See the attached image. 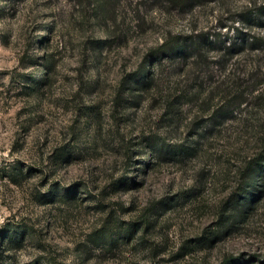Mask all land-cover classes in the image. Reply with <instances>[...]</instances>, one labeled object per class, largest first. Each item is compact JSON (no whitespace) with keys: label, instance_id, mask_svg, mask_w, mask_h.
Masks as SVG:
<instances>
[{"label":"rangeland","instance_id":"rangeland-1","mask_svg":"<svg viewBox=\"0 0 264 264\" xmlns=\"http://www.w3.org/2000/svg\"><path fill=\"white\" fill-rule=\"evenodd\" d=\"M263 4L0 0V264H264Z\"/></svg>","mask_w":264,"mask_h":264},{"label":"trees","instance_id":"trees-1","mask_svg":"<svg viewBox=\"0 0 264 264\" xmlns=\"http://www.w3.org/2000/svg\"><path fill=\"white\" fill-rule=\"evenodd\" d=\"M261 8H264V4L261 6ZM255 39L254 37H252ZM236 46L235 42L231 43L232 48ZM190 47L189 49H187ZM192 50V51H191ZM182 52L184 57L186 58L185 60H188L189 57L194 56L193 60L196 64L198 63H203V57L207 55V50L202 47L200 43H193V45H183L182 43H179V41L176 40H166L164 41L157 50H155L154 56L157 57H162L165 55H168L169 57H174L175 54ZM45 59H49V57H45ZM189 61V60H188ZM187 61V62H188ZM49 68L50 65H47ZM196 70L194 71V73ZM145 74V73H144ZM145 81V80H144ZM227 79L225 78L224 85H221L220 83H215L214 84H209V85H203L202 86V91L206 92L204 96V101H209L213 100L216 96H219L227 106L233 102L234 100L240 101V103H244L246 100V95L248 94L246 91H239L237 88L238 87H229L228 82L226 83ZM253 81H255L253 79ZM201 94V92H200ZM152 152H148L149 157H153L154 155ZM57 154V159L62 160V156H66L67 153H61L56 150ZM176 154V152H175ZM256 162V169L255 165H248L249 167V176H248V185L252 186V190L255 192V195L258 191H260L262 182L264 181V152L258 153L254 157V159L251 161ZM262 190V189H261ZM259 201L257 198H252L250 203H256ZM26 230V229H25ZM27 231V230H26ZM12 244V245H19L21 243V225H13L11 229V233L8 235H4L3 233L0 232V246L1 244ZM4 247H2L3 249Z\"/></svg>","mask_w":264,"mask_h":264}]
</instances>
